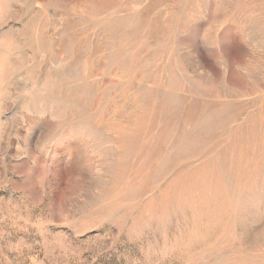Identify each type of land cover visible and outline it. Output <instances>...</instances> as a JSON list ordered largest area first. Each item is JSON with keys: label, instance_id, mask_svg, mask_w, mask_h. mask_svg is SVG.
I'll list each match as a JSON object with an SVG mask.
<instances>
[{"label": "rangeland", "instance_id": "1", "mask_svg": "<svg viewBox=\"0 0 264 264\" xmlns=\"http://www.w3.org/2000/svg\"><path fill=\"white\" fill-rule=\"evenodd\" d=\"M0 264H264V0H0Z\"/></svg>", "mask_w": 264, "mask_h": 264}]
</instances>
